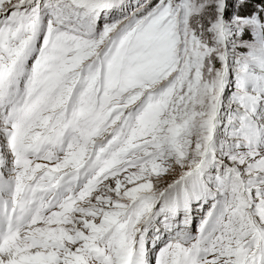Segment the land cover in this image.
I'll use <instances>...</instances> for the list:
<instances>
[{
    "label": "snow or ice",
    "instance_id": "1",
    "mask_svg": "<svg viewBox=\"0 0 264 264\" xmlns=\"http://www.w3.org/2000/svg\"><path fill=\"white\" fill-rule=\"evenodd\" d=\"M0 264H264V0H0Z\"/></svg>",
    "mask_w": 264,
    "mask_h": 264
}]
</instances>
